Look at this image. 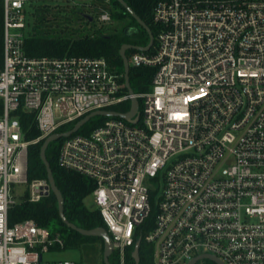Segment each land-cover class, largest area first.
<instances>
[{"label":"built area","instance_id":"obj_1","mask_svg":"<svg viewBox=\"0 0 264 264\" xmlns=\"http://www.w3.org/2000/svg\"><path fill=\"white\" fill-rule=\"evenodd\" d=\"M1 1L0 264H83L45 262L64 249L61 235L9 224L15 204L52 194L48 179H28V148L93 112L128 113L134 99L135 123L107 118L58 150L61 167L94 182L118 264L142 238L153 264H264V0L159 1L154 52L129 62L156 72L150 91L133 94L105 58L25 53L28 6L83 3L108 26L111 0ZM20 112L34 115L36 140L26 141Z\"/></svg>","mask_w":264,"mask_h":264},{"label":"trees","instance_id":"obj_2","mask_svg":"<svg viewBox=\"0 0 264 264\" xmlns=\"http://www.w3.org/2000/svg\"><path fill=\"white\" fill-rule=\"evenodd\" d=\"M129 7L145 22L152 30L153 35L157 36V28L153 22V13L156 5L161 0H124ZM113 21H125L131 19L133 25L124 28L125 35L117 36L114 33H107L102 36H78L66 34H38L35 29L30 30V34L25 42V53L31 58H64L72 56H83L92 58H105L109 64L119 73L124 74V64L120 56V49L124 44H132L138 47H146L150 38L146 31L138 27V23L116 0H111ZM89 19V18H87ZM90 20V19H89ZM146 38V42L137 44L129 37ZM133 54L136 50L130 51ZM152 48L148 54H152ZM128 58V52L126 53ZM4 63V8L0 0V71ZM156 69L150 67H132L130 69V85L134 92L150 91ZM113 110L125 112L128 106L114 107ZM3 112V103L0 101V115ZM25 139L28 142L40 137L34 121V115L19 113ZM107 118L100 117L91 120L82 128V135L90 134L94 129L106 122ZM77 123V122H76ZM67 125L59 130V133L71 130L76 124ZM81 131V130H80ZM79 134V132L77 133ZM65 139H61L51 144L46 152L53 175L58 188L60 189L65 201L66 218L79 228L91 230L96 228H106L102 216L98 210L91 211L85 206V199L92 195L95 185L94 182L74 171L61 167L58 163V150ZM44 141L31 144L28 148V179H47L46 167L41 159L40 151ZM32 220L38 227L48 229L53 235L60 234L65 242L64 249L79 248L92 243L101 244V257L103 260L104 242L101 238L84 237L78 232L69 229L59 216L58 201L53 193L39 203L22 201L15 204L9 211V224L11 226ZM153 248L142 238L139 250V264H153ZM111 264H115L110 260ZM118 264V262H117ZM126 264H136L133 257V250L129 251Z\"/></svg>","mask_w":264,"mask_h":264},{"label":"rangeland","instance_id":"obj_3","mask_svg":"<svg viewBox=\"0 0 264 264\" xmlns=\"http://www.w3.org/2000/svg\"><path fill=\"white\" fill-rule=\"evenodd\" d=\"M88 4L92 5L91 3ZM96 12V8L91 10L90 7L87 8L83 3L73 4L56 1H38L33 5L28 6V30L35 29V31L41 35H46L47 32H50V34H76L75 37L86 35L102 36L107 33H114L117 36H123L125 35L124 28L126 26L133 25L131 19H127L122 22L113 21V23L108 26L102 25L97 19L98 15ZM85 15L92 16L93 20L91 21L87 19ZM138 27L143 30L139 25ZM129 39L137 44L146 42L145 37L141 38L134 36L129 37ZM130 51L131 50L127 52L128 60L131 63L134 54ZM99 118L100 117H95L92 120H96ZM79 134L82 135V129L81 131H79ZM16 193L18 195L16 199L19 202L21 199L20 196L23 193V188H19ZM84 203L89 210H97V207L91 195L87 199H85ZM132 250L133 248L130 251ZM64 260H71L76 263L83 264H101V244L96 242L81 246L79 248L55 249L52 250L49 254H46L44 259V261L47 263H55ZM110 260L113 263L117 264L116 253H113V255L110 257Z\"/></svg>","mask_w":264,"mask_h":264},{"label":"water","instance_id":"obj_4","mask_svg":"<svg viewBox=\"0 0 264 264\" xmlns=\"http://www.w3.org/2000/svg\"><path fill=\"white\" fill-rule=\"evenodd\" d=\"M116 1L118 3H120V5H122V7H124L127 10V12L135 19V21L138 23V25L144 31L147 32V34L149 35V38H150V42L146 47H138V46H133L130 44H124L120 49V56H121V58L123 60V64H124L125 85H126L128 92L130 94H133V90H132L131 85H130V69L131 68H130L129 60L127 58L126 53L129 50H136L138 52L148 53L154 45L155 36L153 35L150 27L145 22H143L141 20V18L133 11V9L131 7L128 6V4L124 0H116ZM91 21H92V19H91ZM138 110H139V102H138V100L134 99L132 101V104H131V110L128 113H119V112H115V111L93 112V113L89 114L88 116L84 117L83 119H81L79 122H77L71 130H69L67 132H62V133H57V134L51 135L50 137L45 139V141L41 147V151H40L41 159H42V161L46 167L47 179L50 183L52 193L58 201L59 216H60L61 220L69 229H72V230L78 232L79 234H81L84 237H94V238L103 239V242H104V253H103L104 264H111L110 257L114 253L113 240H112L108 230L106 228H101V227L96 228V229H91V230H85V229L77 227L76 225L71 223L66 218L64 197H63L60 189L58 188V186L56 184V181H55V178L53 175V171L51 169L50 163L48 162V159L46 156V152L52 143L57 142L61 139L70 138L72 135L78 133L87 123H89L95 117H104V118L119 117V118H122L128 122L135 123L136 120H133V117L137 115ZM140 246H141V241L139 240L136 243V246H135L134 251H133V257L135 259L136 264H139V260H140V258H139ZM201 258H207V259L213 261L215 264H223L219 259L212 257V256L199 257V258L195 259L194 261H192L190 264H195V262Z\"/></svg>","mask_w":264,"mask_h":264}]
</instances>
